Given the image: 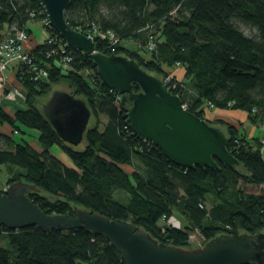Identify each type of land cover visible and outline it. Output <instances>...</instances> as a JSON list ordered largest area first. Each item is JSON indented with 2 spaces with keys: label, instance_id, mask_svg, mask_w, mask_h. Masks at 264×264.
Wrapping results in <instances>:
<instances>
[{
  "label": "trees",
  "instance_id": "1",
  "mask_svg": "<svg viewBox=\"0 0 264 264\" xmlns=\"http://www.w3.org/2000/svg\"><path fill=\"white\" fill-rule=\"evenodd\" d=\"M43 15L38 0H0V41L13 29L29 35L27 23L41 21ZM65 17L85 35L112 33L119 40L110 49L106 41L94 38L96 51L133 58L148 73L180 82L171 91L196 116L207 120L206 109H232L246 113L253 125L264 121V0H70ZM237 22L254 33H245ZM45 29L59 38L50 26ZM129 40L136 43L135 49L124 45ZM148 42L153 43L151 50ZM61 45L72 68L65 74L72 87L68 92L83 99L94 118L81 147L62 141L43 116V105L39 108L51 85L64 75L46 57L47 51L57 48L55 42L43 41L30 55L32 63L47 70V77L35 79L25 63L14 66L15 81L25 95L23 108L7 112L0 105V124L13 132H0V166L17 167L13 182H29L40 189L28 194L35 205L48 214H73L71 202L110 219L130 221L157 241L184 250L195 249L188 242L190 231H197L203 244L221 233L264 231V187L250 193L239 184L241 180L264 186V149L258 138H247L238 125L222 119L207 120L225 128L227 149L239 165L177 166L133 133L126 116L130 97L106 87L90 55L63 39ZM139 52L148 59H141ZM177 67L183 71L180 76ZM133 89L139 87L133 84ZM28 129L37 131L42 149L23 137L29 135ZM14 134L21 135L20 142ZM53 147L70 164L56 157ZM117 191L125 193L124 199L114 196ZM174 214L183 216L185 224L179 228L168 224ZM77 262L123 264L106 239L83 228L43 232L35 226L18 230L0 226V264Z\"/></svg>",
  "mask_w": 264,
  "mask_h": 264
},
{
  "label": "water",
  "instance_id": "2",
  "mask_svg": "<svg viewBox=\"0 0 264 264\" xmlns=\"http://www.w3.org/2000/svg\"><path fill=\"white\" fill-rule=\"evenodd\" d=\"M38 2L49 26L65 43L90 55L106 87L130 97L126 116L135 135L150 141L180 167L217 168V163H221L235 169L239 165L227 149L223 130L187 110L162 78L143 70L133 58L96 51L93 38L69 25L65 11L70 0ZM133 84L139 87L137 91ZM42 114L57 136L74 147L81 144L92 115L83 99L63 90L50 93ZM30 192L39 193L40 189L21 180L0 191V226L10 230L35 226L43 232L83 228L106 239L120 254L123 264H264V231L221 233L201 248L184 250L157 241L130 221L110 219L83 207L74 206L73 214H48L31 201Z\"/></svg>",
  "mask_w": 264,
  "mask_h": 264
},
{
  "label": "built area",
  "instance_id": "3",
  "mask_svg": "<svg viewBox=\"0 0 264 264\" xmlns=\"http://www.w3.org/2000/svg\"><path fill=\"white\" fill-rule=\"evenodd\" d=\"M42 13L44 14L43 19L41 20L42 24L44 26H49L43 8H42ZM88 35L93 39L99 38L103 41H106L107 48L110 49L111 48L113 49L114 45L115 44L117 45L119 43V40L116 39L112 33H100L96 31L94 33L93 32L89 33ZM59 38L61 37L59 36ZM59 38L46 34V37L44 38L46 40V44L48 45L55 42V44L57 45V48H52L49 51H47L46 57L51 58L52 63H54V65L58 67L63 74H66L67 72L72 70V68L69 64L70 58L67 55L63 54L65 53L66 50L61 45L62 38L61 39ZM28 43H29V35L24 30H20V29H13L12 31L7 33V35L3 40L0 41V87L3 88L5 87L6 83H8L6 80L7 72L12 68V66L20 62L28 65L31 74L35 76V79L47 77L48 72L44 67H42L41 65L40 67L37 64L32 63L30 55H31V51L35 48V46L30 47L28 46ZM152 47H153V43L148 42L146 48L148 50H151ZM58 52H60L62 55L60 57H55L57 56ZM86 73L87 71L83 72V75ZM163 81L169 91L174 90L177 87V85L180 83V82H176V83L171 82L172 79L170 76L165 77ZM5 95H6L5 97L8 100H13L15 102L13 108L14 110L23 108L25 102V95L18 86L15 85L10 86L7 89ZM6 188L7 187L5 186L4 187L0 186L1 191H4ZM194 240H195V235L189 234L188 241L192 242ZM202 244H200L198 247H200Z\"/></svg>",
  "mask_w": 264,
  "mask_h": 264
},
{
  "label": "rangeland",
  "instance_id": "4",
  "mask_svg": "<svg viewBox=\"0 0 264 264\" xmlns=\"http://www.w3.org/2000/svg\"><path fill=\"white\" fill-rule=\"evenodd\" d=\"M237 25L245 33H254V30L251 29L248 25H246L244 23L237 22ZM29 27H30L31 33H33L34 36L36 37L37 42H41V41L43 42L44 41V38L46 37V34L50 33L49 31H46V29H45L46 26H44L41 21H32V22H30ZM30 47H32V46H30ZM140 56H141V59H143V60L144 59H148V54H146V53L145 54L144 53H140ZM14 66H12V68L7 72L6 80H7L8 83H6V85H5L4 88L3 87H0V105H2L4 107V109H6L7 112H13V108H14V105H15V102L13 100H8L5 97L6 96L5 93H6L7 89L10 86H12V84H13L12 81H11V79L9 80V75L12 73L11 70H13V67ZM80 75H82V74H80ZM67 76L68 75H65V74L64 75H61L60 76V79L58 81L54 82L51 85V90L52 91H55V90L72 91V87L70 86V80H69V78ZM182 81L185 83V89H187L189 93H192L191 90H190V87L188 85H186V84H189V82L187 80H185V79H183ZM45 101H46V99L44 98L40 102L39 108H41V106L44 104ZM211 109H212L211 112L214 111L213 108H211ZM227 110L231 111L232 109H227ZM209 113H210V111L206 110V115H207L208 118L211 115V113L210 114ZM213 115H214V112H213ZM227 115L230 116L231 114H227ZM215 119L216 118H214V120ZM103 121H105V117L104 116H101V122H103ZM224 121H226V120H224ZM93 123H94V118L91 117V123H90V125L93 124ZM262 125H264V121L262 122ZM223 130L225 131V128ZM27 131H28V134L29 135H26V136L23 135V137L25 139L29 140L34 148H36V149H42L43 146L41 145L40 141L37 138H35L37 136V131L31 130V129H28ZM0 132L5 133L7 135H10V134L13 133L12 130L9 128V126L6 125V124H0ZM14 133H15V131H14ZM12 136H13V138H14L15 141H17V142H20L21 141L20 140V136H21L20 134H14ZM81 144L78 147H81L82 146ZM51 152L54 153V155L56 157H60L62 160L64 159L65 162H67L68 164H70V160L66 157V155L60 149H58V147L51 148ZM134 163L135 164L137 163V160L136 159L134 160ZM123 168L128 173H130L132 171V168H130V167H123ZM19 171L20 170L17 167H12V166H9V165H2V166H0V186H2V187H4V186L5 187H8V185H10L13 182L12 180H15L16 179V173H18ZM239 184L241 186H243V188H244L245 191L250 192V193H260L261 190H262V188L264 187L262 185L261 186H255V185L246 184V183H244L241 180H239ZM43 195H45V197H47V198H51L52 199V197H50L48 194H45L44 193ZM114 196L117 199L121 200V199H124L125 193L124 192H118L117 191V192H115ZM208 197H209V200L210 199L213 200L210 196H208ZM209 200H208V204H210V201ZM74 206H76L77 208H79L76 204L73 205L70 202V208L72 210H73ZM178 213L179 212H177V214ZM176 220H178L177 222H181L182 223V221H184V217L181 216V215H179V219H176ZM189 234L195 235V240L194 241H192V242L188 241L190 243V245L192 246L191 249H193V248H195V249L200 248L198 246L200 244H202L203 239L199 236L198 232L197 231H190Z\"/></svg>",
  "mask_w": 264,
  "mask_h": 264
},
{
  "label": "crops",
  "instance_id": "5",
  "mask_svg": "<svg viewBox=\"0 0 264 264\" xmlns=\"http://www.w3.org/2000/svg\"><path fill=\"white\" fill-rule=\"evenodd\" d=\"M30 22H32V21H29L26 25V27L30 31L28 46H36L38 44H41L42 41L37 42L36 37L34 36L33 33H31V30L29 27ZM124 45L126 47H129L130 49H135V47H136V43L132 40L125 41ZM11 71H12V73L9 75V80L11 79V81L13 83L12 85L18 86L17 82L15 81V67ZM176 72H177V74H179V76L183 73V71L180 67L176 68ZM213 109H214V111H212V112H211L212 109H206V110L210 111V113H211L209 118L207 117V115H205V117L208 121H213L214 118H216V119L226 120L228 123H231L234 125H238V128L240 129V131L243 132L247 136V138H252V137L258 138L260 140V142H262L263 149H264V125H262V124L253 125V124L249 123L247 120L246 113H244L243 111H240V110H231L232 111L231 112L227 109H216V108H213ZM213 112H214V115H213ZM227 114H231V115L229 116ZM63 162L68 165V163L65 162L64 159H63ZM176 219H179V215L174 214L172 217H170L167 220V223L171 224L172 226L177 227V228H179L182 224H185L184 221H182V223H181V222H177L178 220H176Z\"/></svg>",
  "mask_w": 264,
  "mask_h": 264
},
{
  "label": "bare ground",
  "instance_id": "6",
  "mask_svg": "<svg viewBox=\"0 0 264 264\" xmlns=\"http://www.w3.org/2000/svg\"><path fill=\"white\" fill-rule=\"evenodd\" d=\"M203 245H204V244H202V245L200 246V248L203 247Z\"/></svg>",
  "mask_w": 264,
  "mask_h": 264
}]
</instances>
